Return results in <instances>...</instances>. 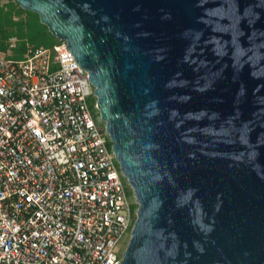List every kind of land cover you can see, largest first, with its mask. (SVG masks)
<instances>
[{"label":"water","instance_id":"95a60500","mask_svg":"<svg viewBox=\"0 0 264 264\" xmlns=\"http://www.w3.org/2000/svg\"><path fill=\"white\" fill-rule=\"evenodd\" d=\"M88 71L132 185L121 264H264V0H16Z\"/></svg>","mask_w":264,"mask_h":264},{"label":"built area","instance_id":"2783aa9c","mask_svg":"<svg viewBox=\"0 0 264 264\" xmlns=\"http://www.w3.org/2000/svg\"><path fill=\"white\" fill-rule=\"evenodd\" d=\"M79 64L64 41L0 54V264L123 261L139 204Z\"/></svg>","mask_w":264,"mask_h":264},{"label":"trees","instance_id":"16d2710c","mask_svg":"<svg viewBox=\"0 0 264 264\" xmlns=\"http://www.w3.org/2000/svg\"><path fill=\"white\" fill-rule=\"evenodd\" d=\"M13 1L15 2L13 3ZM24 15L27 18H23ZM16 17L20 18V20H16ZM30 21H33L32 24H30ZM39 29L40 31L34 35L32 31ZM12 37L22 41V48L18 53L19 56L24 54L27 42L46 47H51L61 42L55 41V37L51 35L48 28L41 24L38 14L24 10L16 0H10L6 5H2L0 2V51L4 50V41Z\"/></svg>","mask_w":264,"mask_h":264},{"label":"rangeland","instance_id":"374dc122","mask_svg":"<svg viewBox=\"0 0 264 264\" xmlns=\"http://www.w3.org/2000/svg\"><path fill=\"white\" fill-rule=\"evenodd\" d=\"M0 2H1V4L2 5H6V4H8L9 2H10V0H0ZM15 1H13V3H14ZM23 18H27V16L26 15H24L23 16ZM16 20H20V18H18V17H16L15 18ZM33 22V21H32ZM32 22L30 21V24H32ZM34 24H35V22H34ZM42 24V23H41ZM41 29H43L41 26H39ZM38 31H40V29L39 30H33L32 32H33V34L35 35L36 34V32H38ZM12 38H16V37H12ZM9 40H10V38L8 39V40H6V41H4V50H2V51H0V54H13V55H18V53H19V50L22 48V41H20L18 38H17V47H16V49L15 50H13L12 52H10L9 50H10V45H9ZM100 124V126H102L103 124L102 123H99ZM129 241H130V239H129V237H127L124 241H123V250H125L126 248H127V246H128V244H129Z\"/></svg>","mask_w":264,"mask_h":264},{"label":"flooded vegetation","instance_id":"af4514ba","mask_svg":"<svg viewBox=\"0 0 264 264\" xmlns=\"http://www.w3.org/2000/svg\"><path fill=\"white\" fill-rule=\"evenodd\" d=\"M51 35H52V34H51ZM52 36H53V35H52ZM55 41L59 42V41H61V40L55 37ZM97 103H98V98L95 96V100H94V102H93L92 108H93V110H94V112H95V114H96V116H97L99 122L102 123L101 120H100V111H99V108H98ZM102 124H103L102 126H104V123H102Z\"/></svg>","mask_w":264,"mask_h":264}]
</instances>
